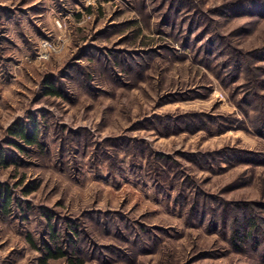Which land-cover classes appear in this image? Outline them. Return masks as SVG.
I'll return each mask as SVG.
<instances>
[{
  "label": "rangeland",
  "instance_id": "obj_1",
  "mask_svg": "<svg viewBox=\"0 0 264 264\" xmlns=\"http://www.w3.org/2000/svg\"><path fill=\"white\" fill-rule=\"evenodd\" d=\"M263 2L0 0V264H264Z\"/></svg>",
  "mask_w": 264,
  "mask_h": 264
},
{
  "label": "trees",
  "instance_id": "obj_2",
  "mask_svg": "<svg viewBox=\"0 0 264 264\" xmlns=\"http://www.w3.org/2000/svg\"><path fill=\"white\" fill-rule=\"evenodd\" d=\"M262 5H264V2L261 3ZM259 4L260 10H264V7H262V5ZM259 54H262V59L264 61V50L260 51ZM260 62V61H258ZM245 66H241L238 68V70H240V72H245V74H249L251 77L255 76V72L256 71H263L264 68L263 67H247L244 68ZM259 85V82H257ZM263 104V103H262ZM261 110L264 113V109H263V105L261 106ZM262 113V114H263ZM264 117V114H263ZM262 129H263V137H264V122L262 123ZM16 136H20L23 139H26L30 144H34L37 143L36 141V137H30L27 132L26 129L23 127H19L17 129L16 132L13 133ZM32 138V139H31ZM242 208L244 210H249L251 208L250 205L248 204H244L242 205ZM246 225L248 228H246L244 226V228L242 229L243 231L241 232L239 228L234 229V234L232 237V243L234 246L238 247L241 243L240 242H245L247 245L248 244H253V249H262L261 253H262V258L264 260V218L261 219L260 216L256 215L255 213H253L252 217L248 218L246 220ZM241 233L243 234L241 236ZM239 240H241L240 242H238ZM239 244V245H238ZM239 248V247H238ZM64 255L62 253H49V259H59L62 258Z\"/></svg>",
  "mask_w": 264,
  "mask_h": 264
}]
</instances>
